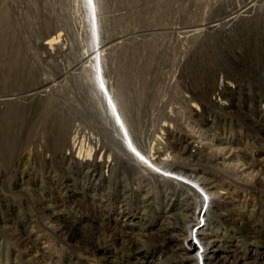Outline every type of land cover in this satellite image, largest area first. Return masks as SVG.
<instances>
[{"label":"rangeland","instance_id":"rangeland-1","mask_svg":"<svg viewBox=\"0 0 264 264\" xmlns=\"http://www.w3.org/2000/svg\"><path fill=\"white\" fill-rule=\"evenodd\" d=\"M238 165L264 171V0H0V264H264Z\"/></svg>","mask_w":264,"mask_h":264},{"label":"bare ground","instance_id":"bare-ground-1","mask_svg":"<svg viewBox=\"0 0 264 264\" xmlns=\"http://www.w3.org/2000/svg\"><path fill=\"white\" fill-rule=\"evenodd\" d=\"M98 52L94 53V54H97ZM128 136V135H127ZM126 136V137H127ZM120 137V136H119ZM121 139V138H120ZM128 140L130 141V138L128 137ZM131 142V141H130ZM173 147V146H172ZM184 149V148H183ZM178 154L180 151H182V148L178 149ZM220 151V150H219ZM220 153V152H219ZM181 154V153H180ZM229 154V155H228ZM227 155L228 157L231 156V152H229ZM90 154H88L89 156ZM227 157V156H225ZM136 159V158H135ZM150 161V160H149ZM137 162H139L140 164H144L143 166L145 167L146 166V162L144 159H140V158H137ZM152 163V162H150ZM147 164V166L145 167L146 169L148 170H152V171H155L153 168H151L149 166V164ZM160 159L155 161V164L158 165L160 164ZM154 163H152L153 165ZM154 164V165H155ZM151 165V164H150ZM151 165V166H152ZM88 167H91L90 168V175H98V177H101V174L99 173L100 171V166L97 164V163H89L87 165ZM149 166V167H148ZM237 167V166H236ZM238 168H239V172H244L242 173L241 175L244 174L243 177H246L247 179L249 180H253V181H256L257 182H260V183H263L264 184V171L262 172H255L254 174H250L249 172L247 173L245 170H246V166L244 165H238ZM236 170V169H235ZM167 175V174H166ZM249 175V177H248ZM171 180L179 183L181 186L183 187H186L187 190H194L193 186L190 184L194 182V184L196 186H202V189H204L205 187H207L208 185H210V182H204L203 180L201 179H195L193 181L186 179L185 177L184 178H181V176H175L174 174H171V175H168ZM189 177H192L189 175ZM242 177V176H241ZM192 178H195V177H192ZM214 187V186H213ZM194 193V191H192ZM222 198L226 199L227 197L225 196H221ZM229 198V197H228ZM208 201H207V205H208ZM226 204V203H225ZM188 205V204H187ZM47 206V205H46ZM45 206V207H46ZM204 206V205H203ZM202 205L200 204H195V206H191L190 204L187 206V209L185 210V212L183 213L184 215H180V214H173V215H170L169 214V217L168 219H166V222H164V224H162L161 227H159V230L156 232V234H154V236L152 238H155L157 239L158 241H160V243H166V242H179V239L177 237H174L173 235H169V233H172V232H179V231H185V229L190 226L192 223H195L196 225H200V220L199 218L201 217H204V216H207L206 214V210L205 208L203 207ZM217 207L220 208V206H222V203H220L219 205H216ZM48 207V206H47ZM193 208V210L191 209ZM49 210L52 209V208H48ZM220 211V209H219ZM208 212V211H207ZM187 213V214H186ZM190 213V214H189ZM221 214V213H220ZM208 219V218H206ZM205 220V218H204ZM63 229V228H62ZM200 229V227L198 228ZM64 232L72 238H74L75 236V233L70 229V228H65L63 229ZM98 231H100L99 233L102 232V234H107V228H103V229H99ZM95 232V231H94ZM98 233V232H97ZM98 235V234H97ZM173 236V237H172ZM101 237V236H100ZM97 238L96 242H98L99 238ZM124 237V242L127 243V244H130L131 246L133 245H137L139 241H142V240H139V239H136L135 236H131V235H128V234H123ZM94 237H92L91 239H93ZM185 238H187V234L185 236ZM101 239V238H100ZM89 240V239H88ZM86 241V239H85ZM144 241V240H143ZM214 240L213 241H209L207 243H203L202 246L200 247L201 250H199L200 248H197V252L198 254L200 255V257L203 258V264H237V260L235 261H232V260H228L226 257L225 258H221L219 260H215L213 261L212 260V255L214 254V250H212L214 248ZM84 243V242H83ZM188 246L185 248V247H180L178 248L177 250V255H180L179 257H181V260L182 261H190V260H194V257L192 256V244L191 242L189 241L188 242ZM168 246V245H167ZM177 247V246H176ZM234 259V258H233Z\"/></svg>","mask_w":264,"mask_h":264}]
</instances>
